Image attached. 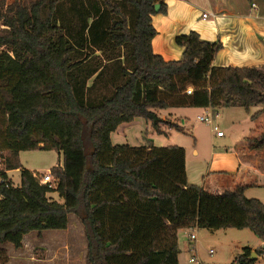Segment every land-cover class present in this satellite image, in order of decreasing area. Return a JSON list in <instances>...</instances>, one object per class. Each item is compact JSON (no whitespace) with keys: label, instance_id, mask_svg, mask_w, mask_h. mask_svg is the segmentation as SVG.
I'll use <instances>...</instances> for the list:
<instances>
[{"label":"trees","instance_id":"16d2710c","mask_svg":"<svg viewBox=\"0 0 264 264\" xmlns=\"http://www.w3.org/2000/svg\"><path fill=\"white\" fill-rule=\"evenodd\" d=\"M164 12V0H0V150L9 170L0 244L19 248L30 232L65 230L70 215L86 241L85 264H179L181 228H248L264 242V202L247 197L246 185L212 193L188 181L183 147L111 140L136 118L157 133L179 130L158 113L174 107L264 114V66L214 65L220 41L190 30L175 37L180 58L153 51L152 15ZM245 142L264 150V123ZM37 148L62 153L52 186L19 162L20 151ZM258 256L264 261V245H244L233 264Z\"/></svg>","mask_w":264,"mask_h":264},{"label":"rangeland","instance_id":"374dc122","mask_svg":"<svg viewBox=\"0 0 264 264\" xmlns=\"http://www.w3.org/2000/svg\"><path fill=\"white\" fill-rule=\"evenodd\" d=\"M13 0H10L12 2ZM240 108V107H238ZM228 110V109H226ZM240 110H242L240 108ZM222 109L219 116L215 117L214 124L219 126L225 136H230L234 127H228L221 122ZM164 113H174L166 119L180 127L179 130L169 128L165 133H157L142 118H136L132 122H124L118 125L117 129L111 133V140L114 144L127 143L129 145H140L147 140L156 146L178 145L185 149L186 172L190 183L202 185L201 175L206 170V161L211 149L210 125L198 120L197 116L205 112L192 109L191 107H174L167 110H160V116ZM264 123V114L259 115L255 120L249 119L243 121V129L247 136H258L262 132ZM179 124V125H178ZM6 125V115L3 107H0V136L4 134ZM123 128V129H121ZM121 129L120 134L118 133ZM240 127L235 131H239ZM255 131V132H254ZM123 132V134H122ZM233 134V133H232ZM200 150L199 156L193 153L194 146ZM220 147V146H218ZM224 151L225 148H216ZM19 162L31 172H46L51 167L61 164L63 161L62 153L55 149H30L22 150L18 154ZM264 162V161H262ZM262 166V165H261ZM10 177L13 183L19 184V170H12ZM258 183L264 184V179ZM55 198L57 194L52 196ZM247 197H255L264 202V185H254L245 190ZM196 240L193 250L198 255L202 264H232L235 256L240 253L241 247L249 245L253 248H260L264 242L248 228H221L209 230L206 228H194ZM189 228H181L177 232L178 236V263L194 264L189 261L191 250L188 246ZM23 243L19 248H15L10 243L0 244L4 248V256L0 257V262L12 264H64L58 260L65 257L71 260L69 264H85L86 241L81 231V225L78 218L70 215V222L65 230H46L42 233L36 231L30 232L23 237ZM69 249V254H64V250ZM210 250L212 252L210 253ZM258 263H264L262 257Z\"/></svg>","mask_w":264,"mask_h":264},{"label":"crops","instance_id":"0c3cea01","mask_svg":"<svg viewBox=\"0 0 264 264\" xmlns=\"http://www.w3.org/2000/svg\"><path fill=\"white\" fill-rule=\"evenodd\" d=\"M164 1L166 12L152 15V24L156 30L152 39V49L165 60L180 58L182 48L175 43V37L178 34L195 30L204 40L221 42V48L213 57L214 65L264 66V0ZM252 2L255 6H252ZM203 12L211 14L203 18ZM191 108L201 110L202 113L211 109ZM240 108L238 106L220 107L215 111L219 116V111L222 109L221 122L228 127H234V131L228 137L224 132L222 136H216L210 126L212 146L205 162L206 170L201 175L203 183L200 185L209 192L220 193L225 189H233L237 185H246L247 188L258 184L264 185L258 183L264 179V162H262L264 161V150L247 147L245 138L250 136L246 135L242 127L243 121L251 119V114L259 108L252 107L249 113ZM158 113L160 116V111ZM167 114L175 118L174 113H164L160 117L166 118ZM239 127V131L235 134ZM121 129L118 131L119 134ZM218 146L225 150H217L216 148H220ZM193 153L195 156L200 154L196 145ZM55 194L57 193L53 192L52 196ZM54 199L62 202L58 195ZM194 251L196 252L195 248ZM64 254H69V249L64 250ZM193 254L201 262L198 255L194 252ZM260 257L262 256H258V259ZM58 261L69 264L71 260L63 257Z\"/></svg>","mask_w":264,"mask_h":264},{"label":"built area","instance_id":"2783aa9c","mask_svg":"<svg viewBox=\"0 0 264 264\" xmlns=\"http://www.w3.org/2000/svg\"><path fill=\"white\" fill-rule=\"evenodd\" d=\"M14 1V0H13ZM7 3H10V0H7ZM252 6H255V3L252 2L251 3ZM209 14H211L210 12H203L202 13V17L203 18H207L209 16ZM191 92V88L187 89V93ZM218 116L217 112H214L212 109H209V111L203 113L202 115H198L197 118L199 121L204 122L208 125L211 126L212 131H214V133L216 134V136H222L223 135V131L221 129H219V126L214 124V119L215 117ZM4 161H5V157L3 155V152L0 150V185L4 184L6 186H8V180L4 179L2 177V173L3 172H8L9 170H7L4 167ZM38 180L40 181V183L43 184H48L49 186L53 185V177L51 175L50 169H48L46 172H39V174L36 175ZM3 197L2 193L0 192V199ZM195 227H191L190 229V233L188 234V246L191 250V256L189 257V261L194 263V264H200L201 262L194 256L193 254V250H194V241L196 240V234H195ZM212 252V250H210V253Z\"/></svg>","mask_w":264,"mask_h":264},{"label":"water","instance_id":"95a60500","mask_svg":"<svg viewBox=\"0 0 264 264\" xmlns=\"http://www.w3.org/2000/svg\"><path fill=\"white\" fill-rule=\"evenodd\" d=\"M159 9V4H155V10L158 11ZM257 255L254 251L251 252V258H255Z\"/></svg>","mask_w":264,"mask_h":264}]
</instances>
